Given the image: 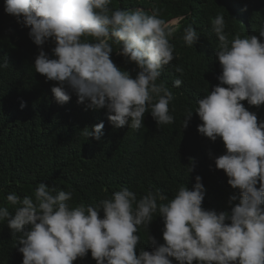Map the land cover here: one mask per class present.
I'll return each instance as SVG.
<instances>
[{"label": "clouds", "instance_id": "1", "mask_svg": "<svg viewBox=\"0 0 264 264\" xmlns=\"http://www.w3.org/2000/svg\"><path fill=\"white\" fill-rule=\"evenodd\" d=\"M113 4L114 0H5L4 11L30 29L28 35L40 49L35 72L58 85L51 89L58 104L75 95L88 109H106L115 129L126 125L141 129L145 113L157 125L172 124L169 105L174 95L160 77L165 66L181 75L184 70L171 65L176 58L171 31L158 9L149 14ZM211 28L219 41L216 57L222 74L219 84L196 101L194 112L202 121L198 132L212 142L221 139L225 146V154L214 162L239 193L229 198L230 212L202 206L206 190L200 176L191 190L180 185L171 198L160 190H148L138 198L121 187L98 204L75 206L70 203L72 190L41 182L34 196L21 199L7 194L14 213L0 206V221L7 220L22 264H74L89 252L96 264H173V260L264 264V120L243 103L264 105V42L257 35H236L229 41L223 14L211 19ZM183 33L188 47L199 39L191 24ZM259 37L264 38V27ZM49 41L54 43L51 56L43 50ZM114 51L137 66L135 78L114 63ZM8 66L7 60L0 64ZM182 83L176 79L173 86ZM25 106L21 103V109ZM194 112H186L183 129ZM103 129L101 122L82 134L99 141ZM194 166L191 160L190 173ZM154 216L163 220L164 243L148 234L153 250L142 248L137 255L143 241L139 229L149 228Z\"/></svg>", "mask_w": 264, "mask_h": 264}, {"label": "trees", "instance_id": "2", "mask_svg": "<svg viewBox=\"0 0 264 264\" xmlns=\"http://www.w3.org/2000/svg\"><path fill=\"white\" fill-rule=\"evenodd\" d=\"M4 6L5 0H0V64L4 60L9 64L6 69L0 68V206L14 213L15 206L6 201L7 194L15 193L21 199L34 196L41 182L58 190H72L70 203L75 206L98 204L121 187H128L138 198L148 190H160L171 198L180 185L191 190L195 177L200 176L206 190L202 206L230 212L229 198L239 193L214 162L225 154V146L221 139L212 142L198 132L202 121L194 111L196 101L219 84L217 78L222 74L216 57L219 41L211 19L223 14L229 41L236 35H257L264 42L259 37L264 27V0H114L117 8H142L149 14L158 9L171 31L176 57L171 65L184 70L181 75L165 66L160 77L174 95L169 105L174 122L157 125L150 113H145L139 130L128 125L115 129L106 109H88L77 102L75 95L69 102L58 104L51 92L58 85L35 72L34 61L40 49L30 39V29L6 14ZM173 20L177 23L169 26ZM189 24L199 35L192 47L182 39L183 29ZM53 47L49 41L43 50L51 56ZM111 59L132 78L138 74L137 66L115 51ZM176 79L183 81L179 88L173 86ZM21 103L26 105L23 109ZM243 103L258 120H264V105L257 108ZM189 109L193 117L183 129ZM101 122L104 134L99 141L82 134L85 128ZM191 160L195 166L190 173ZM163 228L162 218L155 216L149 228L140 227L138 235L143 241L136 249L137 255L142 248L153 250L148 234L164 243ZM22 260L7 220L0 221V264H22ZM74 264L96 261L89 252ZM173 264L178 262L173 260Z\"/></svg>", "mask_w": 264, "mask_h": 264}, {"label": "rangeland", "instance_id": "3", "mask_svg": "<svg viewBox=\"0 0 264 264\" xmlns=\"http://www.w3.org/2000/svg\"><path fill=\"white\" fill-rule=\"evenodd\" d=\"M176 22H177V20L170 22L169 26H174L176 24Z\"/></svg>", "mask_w": 264, "mask_h": 264}]
</instances>
